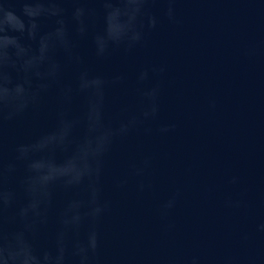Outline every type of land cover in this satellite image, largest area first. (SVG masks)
<instances>
[{
  "label": "clouds",
  "instance_id": "obj_1",
  "mask_svg": "<svg viewBox=\"0 0 264 264\" xmlns=\"http://www.w3.org/2000/svg\"><path fill=\"white\" fill-rule=\"evenodd\" d=\"M178 2L0 0V264H264L259 251L207 260L198 253L148 260L102 253L101 224L111 209L104 195L107 159L113 146L132 133H153L166 66L141 68L138 106H122L110 117L108 91L126 77L92 70L80 42H88L97 62L115 51L130 54L162 18L179 25ZM156 4L163 5L162 16L152 11ZM49 98L52 125L10 144L11 126ZM215 107L210 100L209 108ZM175 128V123H161L155 132L166 135ZM153 168L151 155L131 161L126 175L113 178V186L124 190L134 178L137 192L153 191ZM239 182L235 175L228 181ZM182 195L183 189L175 187L159 206L165 233L175 228L169 217ZM242 204L232 197L224 201L229 209ZM255 230L264 235V221Z\"/></svg>",
  "mask_w": 264,
  "mask_h": 264
},
{
  "label": "water",
  "instance_id": "obj_2",
  "mask_svg": "<svg viewBox=\"0 0 264 264\" xmlns=\"http://www.w3.org/2000/svg\"><path fill=\"white\" fill-rule=\"evenodd\" d=\"M151 7L162 16L163 5ZM176 7L179 25L162 18L130 54L115 51L97 62L88 42H80L92 70L126 77L108 91L110 117L122 106H138L141 68L166 66L153 133H132L107 159L104 195L111 209L101 224L102 253L141 260L198 253L207 260L264 252V235L255 230L264 221V0H179ZM53 119L49 98L11 126L9 143L49 128ZM161 123L176 128L159 135ZM145 155L154 158V190L137 192L134 178L116 190L113 178ZM234 175L237 185L228 183ZM175 187L183 195L169 217L175 228L165 233L158 209ZM228 197L242 199V206L226 208Z\"/></svg>",
  "mask_w": 264,
  "mask_h": 264
}]
</instances>
